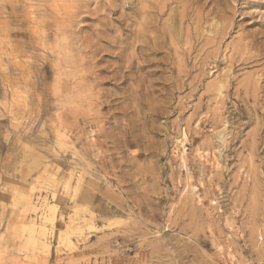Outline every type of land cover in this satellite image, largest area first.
Wrapping results in <instances>:
<instances>
[{
	"label": "rangeland",
	"instance_id": "obj_1",
	"mask_svg": "<svg viewBox=\"0 0 264 264\" xmlns=\"http://www.w3.org/2000/svg\"><path fill=\"white\" fill-rule=\"evenodd\" d=\"M0 264H264V0H0Z\"/></svg>",
	"mask_w": 264,
	"mask_h": 264
},
{
	"label": "bare ground",
	"instance_id": "obj_2",
	"mask_svg": "<svg viewBox=\"0 0 264 264\" xmlns=\"http://www.w3.org/2000/svg\"><path fill=\"white\" fill-rule=\"evenodd\" d=\"M116 67V66H115ZM122 68H124L123 66H119V67H116V68H114V69H112L110 72H107V71H105V70H102V71H100V72H102V73H107V74H111V77H110V79L111 80H115V81H120L119 82V85H123L125 82H126V80L129 78L128 76H126V74H127V72L129 73V70H130V66H125V68L127 69V71L126 72H122L121 70H122ZM81 72V73H80ZM79 73H80V75H81V77H80V75H79ZM79 73L77 72V75L80 77V78H78V76H77V78L78 79H82V80H85L84 79V77L82 78V76L83 75H85V73H83L82 71H79ZM83 73V74H82ZM87 73V72H86ZM92 74V73H91ZM96 75V74H95ZM99 77V76H98ZM98 77H94V79H93V81H95L96 79H98ZM74 79V78H73ZM75 79H76V77H75ZM77 80V79H76ZM81 80V81H82ZM92 81V82H93ZM97 81V80H96ZM76 82V81H75ZM78 83L80 82L79 80L77 81ZM84 82V81H83ZM82 83V82H81ZM81 83H79L80 85H81ZM78 84V85H79ZM85 84V83H84ZM79 85V86H80ZM80 89V88H79ZM87 89V88H86ZM89 89V88H88ZM87 89V90H88ZM81 90V89H80ZM79 90V91H80ZM66 91H68V90H66V89H63V90H61L60 91V95H62V93H66ZM81 92V91H80ZM82 92H83V90H82ZM77 93V92H76ZM86 95V94H85ZM95 96V95H94ZM84 97L85 96H82L81 95V93H79L78 94V96H77V98H78V100H79V102H81L80 104H82L83 103V100H84ZM96 101V100H95ZM86 105V104H85ZM94 105V104H93ZM96 105V104H95ZM30 190H32L31 188H30ZM26 207H33V205H32V203L30 202V201H28V203L26 204ZM33 210H34V208H33ZM44 218V217H43ZM45 221V220H44ZM50 222H53V221H50ZM43 242V241H42ZM41 243V242H40ZM42 244V243H41ZM45 245V244H44ZM45 247H46V245H45Z\"/></svg>",
	"mask_w": 264,
	"mask_h": 264
}]
</instances>
